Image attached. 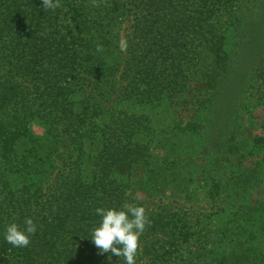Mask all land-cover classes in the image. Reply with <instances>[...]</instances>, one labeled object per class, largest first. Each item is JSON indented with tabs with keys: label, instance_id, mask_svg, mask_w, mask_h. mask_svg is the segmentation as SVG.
I'll use <instances>...</instances> for the list:
<instances>
[{
	"label": "trees",
	"instance_id": "1",
	"mask_svg": "<svg viewBox=\"0 0 264 264\" xmlns=\"http://www.w3.org/2000/svg\"><path fill=\"white\" fill-rule=\"evenodd\" d=\"M60 4L53 11L45 10L42 0H0V155L6 159L0 157V233L13 222L23 226L26 218L38 226L26 248H14L0 235V264H110L109 257L111 264H124L111 252L101 254L90 240L101 219L95 209L132 206L128 188L137 181L159 185L160 177L155 172L148 175V145L137 127L106 125L98 132L94 126L83 127L88 106L75 110L70 100L76 78L87 80L92 90L114 88L115 68L121 67L118 58L111 78L102 80L100 75L106 60L116 55L119 29L129 23V57L122 72L125 95L146 103L167 97L175 106L203 96L199 104L207 102L210 112L239 63L242 33L252 28L247 19L262 3L60 0ZM230 37L235 41L228 48ZM210 58L211 64L204 66ZM19 78L32 82L37 103L16 83ZM36 120L49 127L47 137L31 134L29 125ZM64 135L70 139L71 160L58 171V140ZM92 138L100 141L96 150L89 143ZM21 150L29 156H7L9 152L16 157ZM12 174L16 187L9 182ZM147 214L151 225L142 238L163 234L172 239L178 234L168 216ZM251 215L246 205L239 209V225H250ZM256 234L253 229L250 239ZM153 247H148V255ZM234 248L217 257L216 264H264L259 249L249 246L243 253L238 245ZM167 256V250L154 256L153 264L165 263Z\"/></svg>",
	"mask_w": 264,
	"mask_h": 264
},
{
	"label": "rangeland",
	"instance_id": "2",
	"mask_svg": "<svg viewBox=\"0 0 264 264\" xmlns=\"http://www.w3.org/2000/svg\"><path fill=\"white\" fill-rule=\"evenodd\" d=\"M260 4L254 16L247 19L252 28L242 33L244 38L237 47L239 63L210 112L207 102L199 104L203 96L175 106L167 97L146 103L125 95L127 82L122 79V72L129 57V23L119 29L116 55L106 60L100 75L102 80L111 78V67L118 58L121 67L115 68L114 88L92 90L87 80L76 78L70 100L75 110L88 106L89 118L83 127L94 126L98 132L106 125L123 123L143 132L141 137L148 145V175L159 174L160 182L154 186L134 183L128 188L131 204L168 216L178 231L172 239L163 234L141 237L142 252L137 264H153V257H161L165 250L167 260H159L160 264H216L217 257L230 254L237 245L243 253L249 246L264 253V0ZM223 24L226 25L225 19ZM234 41L230 37L228 48L234 46ZM211 61L212 58L207 59L203 65L208 66ZM16 83L29 93L30 99H36L32 82L19 78ZM10 122L8 118L7 123ZM29 126L35 138L47 137L49 127L42 121H32ZM69 140L65 135L59 137L58 171L71 160ZM89 143L96 150L100 141L92 138ZM9 155L17 159L29 156L24 150L18 151L16 157L14 153L8 152ZM243 175L244 180L251 181L250 185L240 180ZM11 179L10 185L16 187L15 175ZM245 205L252 210L251 223L240 226L239 209ZM253 229L257 234L250 239ZM146 245L154 246L149 255Z\"/></svg>",
	"mask_w": 264,
	"mask_h": 264
},
{
	"label": "clouds",
	"instance_id": "3",
	"mask_svg": "<svg viewBox=\"0 0 264 264\" xmlns=\"http://www.w3.org/2000/svg\"><path fill=\"white\" fill-rule=\"evenodd\" d=\"M45 10H55L61 6L60 0H42ZM123 47V45H122ZM97 50L102 48L98 45ZM95 214L99 216L98 227L91 230L90 240L101 254L111 252L113 256L123 258L124 264H137V257L142 248L140 239L151 225V220L143 206L124 205L121 209L97 207ZM38 230L32 218H26L24 225L13 222L6 226L3 240L14 248H26L31 244V236ZM111 264V257H109Z\"/></svg>",
	"mask_w": 264,
	"mask_h": 264
}]
</instances>
